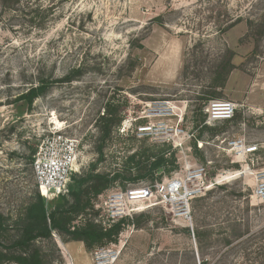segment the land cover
I'll use <instances>...</instances> for the list:
<instances>
[{
    "label": "rangeland",
    "instance_id": "374dc122",
    "mask_svg": "<svg viewBox=\"0 0 264 264\" xmlns=\"http://www.w3.org/2000/svg\"><path fill=\"white\" fill-rule=\"evenodd\" d=\"M261 15L264 0H28L15 11L0 7V215L5 222L0 244L7 246L18 238L25 208L36 194L41 196L30 152L61 123L57 130L79 142L80 174L87 173L99 158L96 148L104 126L98 120L110 98L122 119L105 141L104 156L94 172L116 171L123 177L127 156L139 152L145 162L147 150L169 146L138 137L137 126L177 125L176 117L143 119L145 105L171 102L174 113L183 116L179 127L195 137L194 126L202 117L198 108L207 105L208 96L215 93L219 97L213 100L234 103L235 119L216 124L221 129L216 137L203 134L208 144L201 151L209 164L201 162L187 141L181 150L170 147L166 155L175 154L176 170L138 182L166 181L182 175L186 166L206 164L209 177L227 181L224 190L215 187L203 197L193 224L201 226L205 219L214 229L229 226L248 205L252 228L264 226V203L251 198L253 171L264 169V21L262 27L252 24L251 29L247 23ZM238 18L239 23L220 33ZM77 68L82 75L76 81L50 83ZM37 78L51 85L28 110L15 99ZM236 138L259 146L253 168H248V158H235L229 151L226 142ZM123 182L118 179L105 192L122 189ZM128 220L120 236L123 247L107 259L110 264H199L201 258L213 264L236 259L231 249L222 256L225 247L219 243L199 256L185 224L171 220L160 206ZM33 248L40 251L44 264H96L95 249L88 252L62 237L38 239Z\"/></svg>",
    "mask_w": 264,
    "mask_h": 264
},
{
    "label": "trees",
    "instance_id": "16d2710c",
    "mask_svg": "<svg viewBox=\"0 0 264 264\" xmlns=\"http://www.w3.org/2000/svg\"><path fill=\"white\" fill-rule=\"evenodd\" d=\"M27 1L0 0V7H3L5 11H15L18 6ZM154 21L160 22V19H154ZM240 21V18L236 19L222 29L220 33H224ZM263 21L264 15H261L256 20H248L247 23L251 29L252 24H257V26L262 27ZM38 22L40 23L41 21ZM41 25L39 24V26ZM81 75L82 73L79 68L72 69L62 79L50 83H70L79 79ZM28 84L29 86L26 90L16 97L15 102L23 103L30 110L34 101L44 96L47 88L51 84H49L48 80L42 78H37L34 84ZM222 86L217 87L221 88ZM217 97L219 95L214 93L208 96L206 100H213ZM112 101V98L108 99L104 106V114L98 120L104 127L100 129V137L96 148L99 157L97 163L92 164L87 173L73 175L71 177L67 195L59 196L50 202H46L41 196L36 194L32 202L25 208V214L21 224V233L18 238L7 246L0 244V264H44L40 251L33 248V245L38 239L44 241L51 240L53 237L52 232L62 237L67 243L82 244L83 248L88 252L117 242L119 234L122 232L124 225L129 223V220L123 219L104 230L100 224L95 223V218L98 215V212L94 210V202L96 199L120 178L125 181L122 184V189H125L128 185H139L141 181L148 177H158L164 173H171L178 168L173 152L170 154L171 158L166 157L171 147L167 146L168 149L161 148L158 151L154 149L147 150L148 154L145 156V162L139 159V152H134L127 156L124 161L126 170L124 177L116 171L107 174L94 172L98 162L104 156L103 147L105 141L121 123V112ZM198 111L202 116L194 126L198 134L190 142V145L193 153L200 157L201 162L205 163L203 152L196 147V141H203V134L205 132H208L211 138L216 137L221 133V129L217 126L203 125L205 115L201 114L203 111L202 107H199ZM234 119L226 123L232 122ZM34 153L35 150L33 149L29 154L28 160L30 164ZM132 170L136 171L135 176H132ZM156 180L160 181V178H154V181ZM217 188L224 190L225 186H217ZM89 195H92L91 199ZM238 195L240 196V194ZM201 201H203V198L195 200L192 205L193 220L195 212L202 208V205L199 204ZM249 213L250 209L246 205L245 210L243 212L239 211L234 216V219L228 223L229 226L222 224L215 229L210 227V224L205 219L200 223L201 226L194 224L193 237L196 240V253L202 256L204 249L210 247L211 244L219 243L225 247V250L221 254L222 256H225L231 249L236 259L232 263H228L222 259L213 264H264V226L256 229L252 228L250 220L248 219ZM77 221H79L78 224H76ZM4 223V219L0 215V230L5 229ZM204 227L207 228L203 230ZM199 264L212 263L206 258H201Z\"/></svg>",
    "mask_w": 264,
    "mask_h": 264
},
{
    "label": "built area",
    "instance_id": "2783aa9c",
    "mask_svg": "<svg viewBox=\"0 0 264 264\" xmlns=\"http://www.w3.org/2000/svg\"><path fill=\"white\" fill-rule=\"evenodd\" d=\"M171 102H153L143 108V119L176 117L177 125L168 127L161 123L158 125H139L135 130L138 137L153 138L161 145L168 144L172 149L181 150L187 141L193 140L194 132H184L179 127L183 116L176 115ZM205 119L203 125L215 126L221 122L231 121L236 113V105L229 101L210 100L203 108ZM61 130L52 128L46 136H43L32 156L31 170L35 183L41 197L48 201L68 194V186L73 175L80 174L78 164L79 142L67 138L61 134ZM188 142L187 147H190ZM171 143V145L169 144ZM198 149H203L207 142L196 141ZM229 151L235 158L247 159L248 168H253L254 156L259 152V146L247 144L243 138L231 139L226 142ZM190 149V148H187ZM206 164H209L205 162ZM201 165L189 168L182 175H176L166 181L154 182L152 184L128 185L125 189H116L101 194L97 203L94 202V210L98 212L95 223L102 228L108 229L117 222L132 218V216L160 206L173 221H182L193 238V210L195 200L203 198L211 189L224 184L218 177L211 178L207 167ZM251 168H250V167ZM253 171V170H252ZM254 184L251 198L264 203V169L253 171ZM45 188L46 195H43ZM103 196V197H102ZM80 220V219H79ZM79 221L76 222L78 224ZM53 236L59 239L55 232ZM119 234L117 242L106 247L96 248L93 251L96 264H110L108 258L116 257L123 242Z\"/></svg>",
    "mask_w": 264,
    "mask_h": 264
},
{
    "label": "bare ground",
    "instance_id": "6f19581e",
    "mask_svg": "<svg viewBox=\"0 0 264 264\" xmlns=\"http://www.w3.org/2000/svg\"><path fill=\"white\" fill-rule=\"evenodd\" d=\"M61 127H62V124L61 123H58L57 128L60 129ZM42 193H43V195H46L45 188H42Z\"/></svg>",
    "mask_w": 264,
    "mask_h": 264
},
{
    "label": "crops",
    "instance_id": "0c3cea01",
    "mask_svg": "<svg viewBox=\"0 0 264 264\" xmlns=\"http://www.w3.org/2000/svg\"><path fill=\"white\" fill-rule=\"evenodd\" d=\"M80 244V243H79ZM83 247V245L81 244V248Z\"/></svg>",
    "mask_w": 264,
    "mask_h": 264
}]
</instances>
